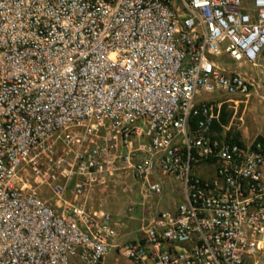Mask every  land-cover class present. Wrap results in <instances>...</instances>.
Returning <instances> with one entry per match:
<instances>
[{"label":"built area","instance_id":"2783aa9c","mask_svg":"<svg viewBox=\"0 0 264 264\" xmlns=\"http://www.w3.org/2000/svg\"><path fill=\"white\" fill-rule=\"evenodd\" d=\"M260 61L264 0H0V264H264V143L211 132Z\"/></svg>","mask_w":264,"mask_h":264},{"label":"rangeland","instance_id":"374dc122","mask_svg":"<svg viewBox=\"0 0 264 264\" xmlns=\"http://www.w3.org/2000/svg\"><path fill=\"white\" fill-rule=\"evenodd\" d=\"M227 66L235 69L231 64ZM256 71H258L257 68L246 69L250 75H254ZM203 98L210 99L208 96ZM220 117H222L223 122H220ZM215 124L217 131H214V134L218 137L232 139L233 135L236 134L238 141L242 144L249 143L250 140L257 137L264 140V89L260 87L245 103L236 101V103L228 102L221 105ZM210 175L211 171H208L202 176ZM152 179L160 182L163 194L144 199L143 204L147 206L143 208L144 215L147 216L152 211H172L178 202V185L173 181H168L166 177L153 175ZM40 190L44 198L52 203L49 191L44 188ZM70 198L69 193H66L65 199L70 200ZM139 199L135 188L123 192L118 184H111L108 185L107 189L94 188L86 198V207L115 215L124 210L129 203L138 202ZM135 215L139 216V214ZM137 225L138 223L133 222L128 224L125 229L128 232L127 237L137 235ZM112 258V255H108L104 264H111Z\"/></svg>","mask_w":264,"mask_h":264},{"label":"trees","instance_id":"16d2710c","mask_svg":"<svg viewBox=\"0 0 264 264\" xmlns=\"http://www.w3.org/2000/svg\"><path fill=\"white\" fill-rule=\"evenodd\" d=\"M192 121L194 122V120H192ZM220 122H223L222 117H220ZM214 131H217V126H216L215 122H213V124L211 126V132H214ZM256 140L264 143V140L261 139L260 137H257ZM230 142L240 145V142L238 141L236 134L233 135L232 139H230Z\"/></svg>","mask_w":264,"mask_h":264},{"label":"crops","instance_id":"0c3cea01","mask_svg":"<svg viewBox=\"0 0 264 264\" xmlns=\"http://www.w3.org/2000/svg\"><path fill=\"white\" fill-rule=\"evenodd\" d=\"M259 65H261L262 70L261 71H259V70L256 71L254 75L257 76V77H259L262 81H264V62L260 61L259 62ZM263 89H264V87H263ZM213 134H214V132H213ZM111 264H112V261H111Z\"/></svg>","mask_w":264,"mask_h":264}]
</instances>
